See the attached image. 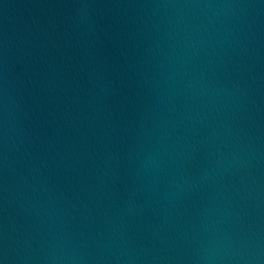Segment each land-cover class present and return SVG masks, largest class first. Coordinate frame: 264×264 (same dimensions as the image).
I'll use <instances>...</instances> for the list:
<instances>
[{
	"label": "water",
	"instance_id": "water-1",
	"mask_svg": "<svg viewBox=\"0 0 264 264\" xmlns=\"http://www.w3.org/2000/svg\"><path fill=\"white\" fill-rule=\"evenodd\" d=\"M0 264H264V0H0Z\"/></svg>",
	"mask_w": 264,
	"mask_h": 264
}]
</instances>
